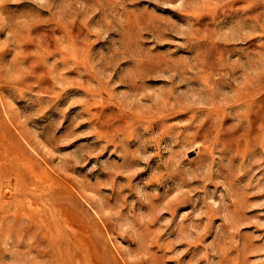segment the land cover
Instances as JSON below:
<instances>
[{
    "label": "rangeland",
    "instance_id": "374dc122",
    "mask_svg": "<svg viewBox=\"0 0 264 264\" xmlns=\"http://www.w3.org/2000/svg\"><path fill=\"white\" fill-rule=\"evenodd\" d=\"M0 264H264V0H0Z\"/></svg>",
    "mask_w": 264,
    "mask_h": 264
}]
</instances>
